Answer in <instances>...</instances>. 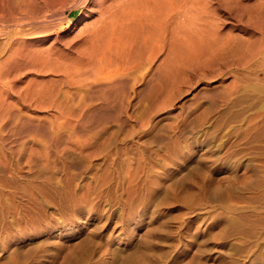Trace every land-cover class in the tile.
I'll return each instance as SVG.
<instances>
[{
  "label": "rangeland",
  "instance_id": "rangeland-1",
  "mask_svg": "<svg viewBox=\"0 0 264 264\" xmlns=\"http://www.w3.org/2000/svg\"><path fill=\"white\" fill-rule=\"evenodd\" d=\"M245 1L228 19L246 39L228 69L237 93L211 108L186 93L148 134L132 117L117 144L101 150L110 164L86 152L75 161L49 157L41 182L14 183L8 198L0 187V264H264V96L245 79L254 61ZM84 10L60 12L57 34L69 38ZM131 129L136 141L120 147Z\"/></svg>",
  "mask_w": 264,
  "mask_h": 264
},
{
  "label": "bare ground",
  "instance_id": "bare-ground-1",
  "mask_svg": "<svg viewBox=\"0 0 264 264\" xmlns=\"http://www.w3.org/2000/svg\"><path fill=\"white\" fill-rule=\"evenodd\" d=\"M249 4L0 0V187L7 189L2 195L8 198L17 182H41L49 157L75 161L86 152L113 162L110 155L100 156L101 150L117 144L129 119L140 116L142 134L152 133L155 123L169 115L167 106L186 93L207 99L209 106L236 94L239 78L228 69L246 39L228 19ZM80 6L85 10L74 32L69 28L70 37L62 38L55 31L59 13ZM251 58L245 79L251 92L264 96V0H251ZM225 70L231 73L227 92L220 88ZM189 74L197 78L190 81ZM140 100L146 106L139 112ZM159 102L165 110L157 114ZM127 138L120 139V147L136 141ZM96 165L90 160L88 167Z\"/></svg>",
  "mask_w": 264,
  "mask_h": 264
}]
</instances>
